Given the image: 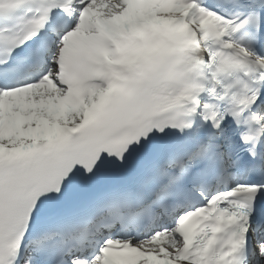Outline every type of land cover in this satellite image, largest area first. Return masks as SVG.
I'll list each match as a JSON object with an SVG mask.
<instances>
[{
	"label": "snow or ice",
	"instance_id": "snow-or-ice-1",
	"mask_svg": "<svg viewBox=\"0 0 264 264\" xmlns=\"http://www.w3.org/2000/svg\"><path fill=\"white\" fill-rule=\"evenodd\" d=\"M0 264H264V0H0Z\"/></svg>",
	"mask_w": 264,
	"mask_h": 264
}]
</instances>
